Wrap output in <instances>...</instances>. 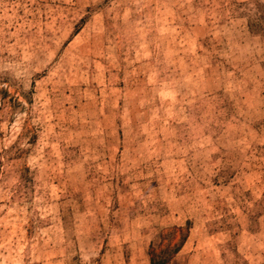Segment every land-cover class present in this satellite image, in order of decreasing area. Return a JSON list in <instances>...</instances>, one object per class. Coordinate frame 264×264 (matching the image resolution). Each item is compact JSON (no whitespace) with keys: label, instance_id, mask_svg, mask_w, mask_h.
I'll use <instances>...</instances> for the list:
<instances>
[{"label":"rangeland","instance_id":"obj_1","mask_svg":"<svg viewBox=\"0 0 264 264\" xmlns=\"http://www.w3.org/2000/svg\"><path fill=\"white\" fill-rule=\"evenodd\" d=\"M0 264H264V0H0Z\"/></svg>","mask_w":264,"mask_h":264}]
</instances>
